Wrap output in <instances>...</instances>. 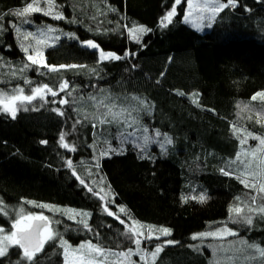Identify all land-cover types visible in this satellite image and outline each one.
Listing matches in <instances>:
<instances>
[{
  "label": "trees",
  "instance_id": "1",
  "mask_svg": "<svg viewBox=\"0 0 264 264\" xmlns=\"http://www.w3.org/2000/svg\"><path fill=\"white\" fill-rule=\"evenodd\" d=\"M31 2L0 0V92L13 95L23 88L24 95H30L32 88L44 84L58 91L61 81L69 87L56 97L48 94L27 102L29 106L20 109L15 119L0 110V207L7 213L0 212V226L10 230L21 210L42 214L58 238L47 242L34 262L21 260L22 251L15 246L0 264H64L59 237L74 246L91 241L117 252L134 249L125 225L107 215L105 204L127 222L171 229L170 236L160 235L150 244L154 249L165 240L178 242L165 246L155 264H264L262 258L244 261L258 254L233 244L246 240L264 248V214H256L252 225L234 224L237 235L192 239L228 223L232 205L251 195L227 163L241 149L233 124L264 137V101L251 100L264 90V0H238L204 32L184 20L187 0L177 5V15L167 27L160 21L174 0H55L53 15H14ZM40 2L46 8L44 0ZM57 12L64 19H55ZM125 25H143L151 31L138 42ZM47 26L68 35L54 45L23 39L24 33ZM86 40L105 52L134 55L99 62L98 50L84 46ZM22 43L29 52L43 51L48 65L85 67L50 71L32 65ZM194 92L200 94L199 106L193 103ZM62 98L68 103L60 104ZM101 100L139 109L132 112L138 123L100 125L97 117L105 111L97 106ZM139 100L145 101L147 110ZM56 108L64 114L53 111ZM144 128L150 141L142 151L134 144L143 145ZM62 132L75 151L60 146ZM111 149L116 151L99 155ZM221 168L232 175H223ZM73 170L93 188L92 193ZM95 192L106 199L101 201ZM201 193L207 197L204 202L191 199ZM56 206L89 213V227L80 223L79 215L69 219ZM119 207L126 212L120 213Z\"/></svg>",
  "mask_w": 264,
  "mask_h": 264
},
{
  "label": "snow or ice",
  "instance_id": "2",
  "mask_svg": "<svg viewBox=\"0 0 264 264\" xmlns=\"http://www.w3.org/2000/svg\"><path fill=\"white\" fill-rule=\"evenodd\" d=\"M182 3V0H174V3L172 4L171 10H169L162 18H161V26L167 27L168 24L172 22V18L177 15V5H180ZM45 7H41L40 0H32L31 3H28L26 7H24L21 10H18L14 13L16 16L24 17L28 14H31L33 12H44L45 15H53L55 12V0H44ZM238 4V0H226V3H220L218 0H206L203 4H194L193 0H187L188 5V12L184 15V20L188 21L189 17L193 14L194 11H199L201 13L200 18L203 19L202 13L204 11H208L211 13V16L208 17V19L211 21L217 13L222 11L223 9L229 8V7H236ZM114 10V9H113ZM55 19H64L62 13H55L54 16ZM194 27L200 28V24H195ZM208 27H211V23L208 24ZM125 28H127V31L129 33V36L131 39L136 40L139 42L141 36L151 31L150 29H147L143 25H133L132 27H128L125 25ZM48 32L53 31L52 28L47 29ZM17 32H19V29H17ZM41 35H44V33H41ZM29 37H34V34L32 32H27L23 35L24 40H28ZM59 39V37H57ZM46 41L37 39L36 44H44ZM84 46L87 48L98 50L99 56L98 61L103 62L105 60H120L125 59L130 54L129 52H125L124 56H119L116 53L113 52H105L102 49L99 48V45L95 43L93 40H86L82 42ZM21 49L23 52L27 55V60L32 65H40L43 67L48 68L50 71H59L60 69L64 68H78V67H85L83 65H47V63L44 61L43 54L39 51V49L34 50V54H29V46H25L23 43L21 44ZM29 65H25L24 67L27 68ZM23 71V69H21ZM15 74V73H14ZM25 83H29V81H25ZM69 85L67 81H61L59 85V89L54 90L53 88L49 87L47 84L40 85L37 87H34L31 89L30 95H24L23 88H17L14 90L16 94L8 95L7 93L0 92V110L4 111L5 113L11 115L13 119L16 117V113L18 111L17 108V102L20 104H23L24 102H31L33 100H36L37 98L44 99L46 95L50 94L52 97H56L59 92L66 91L68 89ZM180 95H184L183 92L179 93ZM71 95V93H69ZM199 93L194 92L191 93V96L193 97V103H196L197 106H199ZM91 99L95 100V97H91ZM109 99V98H105ZM133 100H138L137 97H132ZM264 101V91H259L255 93L252 97V101L256 100ZM56 101H53L55 103ZM60 104H67L68 100L66 98H62L59 100ZM140 105H142L145 110L149 107L145 101L139 100ZM98 107H103L105 111L101 113L97 119L100 125L105 124H120L124 123L127 127H132L134 124L138 123L136 118L132 116L133 111H139V109L132 107H123L118 106L115 102V100H110V102L105 103L103 100H101L98 105ZM239 107V105H238ZM118 109V110H116ZM57 114L63 115L64 113L59 109H53ZM212 111H215L212 109ZM125 113L127 114V117H125ZM257 116L259 117L260 114L257 113ZM87 119V117H85ZM257 123H261V119H257ZM79 123V121H77ZM93 128H96L97 125L93 124ZM231 130L233 132V135L237 137L241 145H244L247 143L248 138L251 137L254 140L259 141L258 145L254 149H243L236 153L235 160L230 161V164H235L237 161H240L245 168V171L241 174L240 180L241 183L245 185L246 188L254 189L257 193L264 194V137L255 136L254 134L247 132L245 129L238 128L235 124L231 126ZM144 136L142 137L143 145L140 144H134L136 147H140L142 151L146 149L147 144L150 141V137L147 135L148 129H143ZM243 133V137L241 138V134ZM156 136H160L161 134L159 131L155 133ZM121 136L124 137H133L134 133H121ZM165 141L168 144H171V140L166 136L165 134ZM60 146L69 149L71 151H75V146H70L67 142H65V133H61L59 137ZM132 142V141H130ZM42 144L47 143V141H41ZM163 147V145H161ZM116 150H103L100 151L99 155L101 157L110 155V152L114 153ZM140 158H144L141 156ZM67 167L73 168V164L71 159L67 161ZM96 167H99V164L97 163ZM221 173L225 176L232 175L231 172L226 171L224 168L220 169ZM73 175L76 176V178L79 180V183L81 185H84L87 190L92 193L94 190L92 187H89L85 180L81 179L73 170ZM100 191H103L101 189ZM95 195L98 196V198L103 201L106 199L105 196H101L100 192H95ZM185 201H187V197L183 198ZM191 199L199 200L200 202H204L207 197L205 194L201 193L198 197H191ZM256 197H252V203L255 204ZM2 203V202H0ZM29 203H32L31 201ZM40 207L49 208V205H39ZM59 211V209H56ZM249 213L258 212L261 214H264V206L258 207V208H252L250 207ZM104 211L109 216H114L121 224H124L126 227V234L129 236V239H131L132 243L135 245V249L129 248L126 252H114L111 249H106L104 247H101L98 244H93L91 241H87L81 245H79L78 248H71V246L68 244L66 240L63 239V237H59V244L64 250V256H65V264H106L108 262L109 256H115L117 258L116 261L111 262V264H135L134 261L131 260L132 255H139L140 260L144 262V264H149V261H151V264H155V261L159 254L164 250V247L167 245H172L178 243L177 241L173 240H165L163 243L156 244L154 249L151 252H148L146 249L141 248L142 240L151 241L153 239L159 240L160 237L156 236L155 233L159 232L163 236H170L171 235V229L168 228H155L154 226H145L141 225L136 221H131V217H128V221H131V224H129L126 220L120 219L119 215L112 212L107 204L104 205ZM243 210L240 207L232 208L230 209V212H234L237 215H239ZM0 212H4V209L0 207ZM120 213H125L126 209L124 207H119ZM5 215H7L6 212H4ZM75 215H79L82 217L80 220V223L83 224V226L87 229L88 223L86 217H88L90 214L87 212H80L76 213ZM75 215H69V219H75ZM33 221H36L37 223H33ZM246 223L251 225L252 224V217L251 215L246 217ZM147 233V234H145ZM235 233L232 232L231 229L228 228H222L217 229L215 232H207V233H197L192 236L193 240H196L198 237H225L229 235H234ZM58 238V233H56L53 228L50 226L49 218L44 215H23V211L21 210L20 213H18V218L15 219L12 223V230L10 232H5L4 228L0 227V258H4L8 255L9 249L13 246L19 247L22 250V259L27 260L29 262H34L37 254L40 253L43 248L44 244L49 241H54ZM242 245H244L246 248L254 249L255 253L258 254V256H251L246 257L248 260H253L257 258L264 259V248L260 247L256 244H248L246 241H241ZM72 257V260H69V257ZM232 259L231 257L229 258Z\"/></svg>",
  "mask_w": 264,
  "mask_h": 264
},
{
  "label": "rangeland",
  "instance_id": "3",
  "mask_svg": "<svg viewBox=\"0 0 264 264\" xmlns=\"http://www.w3.org/2000/svg\"><path fill=\"white\" fill-rule=\"evenodd\" d=\"M206 0H193V3L194 4H203L205 3ZM218 2L220 3H225L221 0H218ZM188 12V5H187V9H186V13ZM221 12V11H220ZM219 12V13H220ZM216 14V16L210 21L208 19L209 16H211V13L208 12V11H204L202 13L203 15V19L200 18L201 16V13L199 11H194L193 14L189 17V20L186 21V23H188L190 26H192L193 28H195L197 31L199 32H204L208 29H210L213 24L215 23L216 21V18L218 16V14ZM211 23V27H208V24ZM195 24H200L201 27L200 28H197V27H194ZM52 28L53 31L51 32H48L47 29L48 28ZM33 34H34V37H35V41L37 39H40V40H44L46 41V45H54L59 39L61 36H67L68 34L64 33V32H61L59 31L57 28L53 27V26H47L45 28H37L33 31H31ZM41 33H44V35H41ZM25 34V33H24ZM57 37H59V39H57ZM31 38V37H29ZM43 44V45H44ZM42 54H43V57H44V61L47 63L46 61V56H45V53L43 51H40ZM29 54H34V52H29ZM48 65V64H47ZM40 66V65H39ZM264 91V90H262ZM29 105L27 104V102H24L23 104H20L19 102H17V108H18V111L20 109H25L27 108ZM17 111V112H18ZM137 129V128H136ZM243 129V128H242ZM247 132H250L252 133L251 131L249 130H246ZM254 134V133H252ZM255 136H258L257 134H254ZM243 137V133L241 134V138ZM260 137V136H259ZM259 141L257 140H254L252 139L251 137L248 138V141L246 144L241 145V149L239 151L243 149H254L256 148V146L258 145ZM232 160H235L234 159H231L228 161L227 163V166L230 168L231 171H233L237 176L241 177V174L245 171V168H244V165L240 162V161H237L235 164H230L229 162L232 161ZM249 191H250V196H245V197H241V198H238L237 201L232 205V208H236V207H240L243 211L237 215L236 213L234 212H231L230 215H229V218H228V223L226 224H222V225H219L215 228H212L210 230H206L204 232H200V233H207V232H215L217 229H222V228H228V229H231L233 233H235L234 235H237L238 234V230L236 229V227H234L233 225L234 224H243V225H249L246 223V217L251 215L252 217V224L254 223V219H255V215L258 214V212H254V213H249V208L252 207V208H258V207H261V206H264V194H260V193H257L256 190L254 189H250L249 188ZM255 196L256 197V200H255V204L252 203V197ZM57 207V206H56ZM65 212H67L68 215H75L76 213H79L80 211L76 210V209H71V208H68V209H64L62 207H57ZM34 215L32 213H28V212H25L23 211V215L27 216V215ZM37 215H40V214H37ZM35 216V215H34ZM77 215H75L76 217ZM67 217V216H66ZM89 217V216H88ZM18 218V215L16 216L15 219ZM138 222V221H137ZM129 224H131V222H128ZM139 223V222H138ZM141 225H143L142 223H139ZM251 224V225H252ZM145 225V224H144ZM53 230L56 232V229H54V227L52 225H50ZM146 226V225H145ZM1 227V226H0ZM3 228V227H2ZM5 232H10L12 230V226H11V229L10 230H7L5 229ZM57 233V232H56ZM147 234V233H145ZM197 234V233H196ZM156 236H159L160 237V233H155ZM163 236V235H162ZM229 236H232V235H229ZM229 236H225V237H212V236H207V237H198V238H203V239H223V238H227ZM65 240V239H64ZM67 241V240H66ZM243 241H246V240H243ZM68 244L71 246V248H78V246H74V245H71V243L69 241H67ZM235 244V246L237 245V248L238 250H241L243 249L245 246H240L242 245L241 241H233ZM47 243V242H46ZM46 243L44 244V247L46 245ZM85 243V242H83ZM82 243V244H83ZM154 243L153 240L151 241H147V240H142V243H141V248H144L146 249L148 252H151L153 249H151V246L150 244ZM81 245V244H80ZM15 246L11 247L9 249V251L11 249H13ZM233 247V246H232ZM44 249V248H43ZM135 249V248H134ZM22 251V250H21ZM114 252H117V251H114ZM64 256V254H63ZM254 256V255H253ZM248 257V256H246ZM246 257L244 258V261H246ZM20 259L22 258V252H21V255L19 257ZM138 260H137V259ZM22 260V259H21ZM24 260V259H23ZM69 260L71 261L72 260V257L70 256L69 257ZM117 258L115 256H109L108 258V262H106V264H111V262L113 261H116ZM131 260L135 262V264H140V263H143V261L140 260V257L139 255H132L131 256ZM26 262H29L27 260H25ZM242 261V262H244ZM64 264H65V256H64ZM126 264V262H125ZM149 264H151V261H149Z\"/></svg>",
  "mask_w": 264,
  "mask_h": 264
},
{
  "label": "water",
  "instance_id": "4",
  "mask_svg": "<svg viewBox=\"0 0 264 264\" xmlns=\"http://www.w3.org/2000/svg\"><path fill=\"white\" fill-rule=\"evenodd\" d=\"M33 223H37L36 221H33Z\"/></svg>",
  "mask_w": 264,
  "mask_h": 264
}]
</instances>
